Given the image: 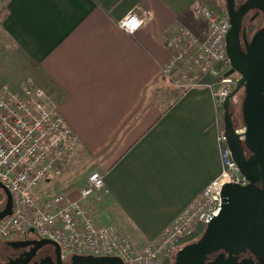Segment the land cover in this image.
I'll return each mask as SVG.
<instances>
[{
	"label": "crops",
	"instance_id": "crops-1",
	"mask_svg": "<svg viewBox=\"0 0 264 264\" xmlns=\"http://www.w3.org/2000/svg\"><path fill=\"white\" fill-rule=\"evenodd\" d=\"M198 2L0 0L1 32L78 140L70 167L46 186L76 197L87 174L99 171L103 187L86 205L137 247L221 169L213 89L179 92L162 74L170 55L163 32L174 23L197 27ZM129 12L142 20L132 34L117 24Z\"/></svg>",
	"mask_w": 264,
	"mask_h": 264
},
{
	"label": "built area",
	"instance_id": "built-area-1",
	"mask_svg": "<svg viewBox=\"0 0 264 264\" xmlns=\"http://www.w3.org/2000/svg\"><path fill=\"white\" fill-rule=\"evenodd\" d=\"M198 25L174 23L163 32L169 58L162 74L180 92L208 86L218 107L231 92L239 75L230 69L225 36V11L204 2L193 5ZM134 33L142 25L133 12L117 22ZM207 80V81H206ZM243 129H237L241 132ZM221 169L184 210L152 241L137 247L114 223L102 224L86 205L103 187V175L90 171L77 196L65 192L48 195L46 182L70 167L78 146L76 134L59 114L46 92L27 78L17 88L0 85V183L10 192L11 214L0 219V236L25 234L54 241L64 256H116L123 264H172L174 254L199 237L220 211V191L226 183L247 184L226 145L224 129L216 134Z\"/></svg>",
	"mask_w": 264,
	"mask_h": 264
},
{
	"label": "water",
	"instance_id": "water-1",
	"mask_svg": "<svg viewBox=\"0 0 264 264\" xmlns=\"http://www.w3.org/2000/svg\"><path fill=\"white\" fill-rule=\"evenodd\" d=\"M230 27L225 36L230 69L239 78L222 102L226 145L247 184L226 183L220 191L219 213L195 240L184 244L174 254L172 264H264V29L255 33L242 51L238 38L239 22L232 13L233 0H224ZM255 0L247 1L254 4ZM244 7H240L238 13ZM242 89L240 104L242 131L232 120L231 98ZM4 203L0 219L11 214L12 198L0 183ZM34 234L33 230H29ZM13 247L31 245L28 254L47 245L59 246L47 238L7 241ZM70 264H123L116 256L71 255ZM17 263V262H16ZM1 264V263H0Z\"/></svg>",
	"mask_w": 264,
	"mask_h": 264
},
{
	"label": "flooded vegetation",
	"instance_id": "flooded-vegetation-1",
	"mask_svg": "<svg viewBox=\"0 0 264 264\" xmlns=\"http://www.w3.org/2000/svg\"><path fill=\"white\" fill-rule=\"evenodd\" d=\"M249 0H233L232 13L238 20V38L242 51H245V45L250 43L255 33L264 29V0H255L254 4H248ZM224 11L226 12L225 1L223 2ZM244 7L239 15H236ZM228 17V16H227ZM228 24L229 18H228ZM228 27V29H229ZM0 244V263L1 264H70L69 256H64L59 248L47 245L43 246L32 253V246L13 247L7 244V241H25L37 238L35 234H15ZM17 262V263H16Z\"/></svg>",
	"mask_w": 264,
	"mask_h": 264
},
{
	"label": "rangeland",
	"instance_id": "rangeland-1",
	"mask_svg": "<svg viewBox=\"0 0 264 264\" xmlns=\"http://www.w3.org/2000/svg\"><path fill=\"white\" fill-rule=\"evenodd\" d=\"M223 2H224V0H220L219 4H216V6H213V5H211V6L217 7L218 9L224 11ZM204 3H206V2H204ZM206 4H208V3H206ZM2 11H3V9H0V13ZM0 29H1V27H0ZM27 78L32 79V77H30V75L27 74V72H26L25 59H23L22 55H20L18 48L10 40H8L0 30V85L8 84L12 88H17ZM169 84H170V82H169ZM242 97H243V91H242V89H240L231 98L230 110L232 112L233 123L237 129L242 128V119H241V115H240V104H241ZM221 118L222 117L219 116V120H218L219 121V123H218L219 128H223V122H222L223 118L222 119ZM46 192L48 195H51V194L59 192V191L57 189L46 186ZM0 194L2 195V199H1L0 203L3 204L4 203V194H3L1 189H0ZM98 219H99V217H98ZM114 224H116V223H114ZM11 236L14 237L16 235L11 234L7 238H3L0 236V244L3 240H7ZM195 239H193V240H195Z\"/></svg>",
	"mask_w": 264,
	"mask_h": 264
},
{
	"label": "trees",
	"instance_id": "trees-1",
	"mask_svg": "<svg viewBox=\"0 0 264 264\" xmlns=\"http://www.w3.org/2000/svg\"><path fill=\"white\" fill-rule=\"evenodd\" d=\"M199 2H202L203 0H198ZM204 2L208 3L209 5H213V6H216V3L213 1V0H205ZM217 8V7H216ZM4 12L2 11L0 13V24H1V21L2 19L4 18ZM207 81V80H206ZM218 113H219V116L220 117H223V109H222V106L221 107H218ZM222 119V118H221ZM222 122H223V119H222ZM2 199V195L0 194V201ZM3 204L0 203V207L2 206ZM197 239V238H196ZM193 240H189L188 242H191ZM187 242V243H188Z\"/></svg>",
	"mask_w": 264,
	"mask_h": 264
}]
</instances>
